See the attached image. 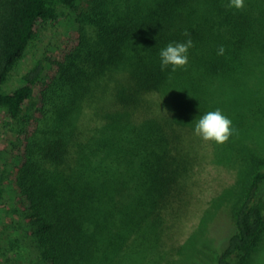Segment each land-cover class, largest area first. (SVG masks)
<instances>
[{"label":"trees","instance_id":"trees-1","mask_svg":"<svg viewBox=\"0 0 264 264\" xmlns=\"http://www.w3.org/2000/svg\"><path fill=\"white\" fill-rule=\"evenodd\" d=\"M80 1L0 0V107L24 204L17 225L5 222L18 235L0 243V264H27L25 247L41 264L168 261L167 222L184 214L203 159L195 124L217 109L241 133L255 129L246 112L264 119V0L241 10L228 0H88L78 11ZM61 7L77 15L75 39L35 56L3 90ZM189 38L187 65L161 70L160 51ZM244 152L229 204L235 229L215 264H234L264 232V146Z\"/></svg>","mask_w":264,"mask_h":264},{"label":"rangeland","instance_id":"rangeland-1","mask_svg":"<svg viewBox=\"0 0 264 264\" xmlns=\"http://www.w3.org/2000/svg\"><path fill=\"white\" fill-rule=\"evenodd\" d=\"M87 7L88 0H81L78 11L87 10ZM76 16L68 8L61 7L56 20L42 23L2 89L9 90L21 83V74L32 65L35 56L43 52L60 53L69 45L75 39L74 30L71 29L76 27L73 21ZM35 100L34 98L33 102ZM246 113L250 115L247 123L251 126L255 124V129L250 133H241L236 127L231 130L229 139L223 144L201 140L203 159L194 167L197 181L194 196L178 220L177 216L168 220L169 237L165 246L166 249L171 246L174 250L169 260H162L160 264H215L216 251L226 244L228 236L234 231L229 204L232 193L239 188V175L243 172L246 161L244 147H253L257 143L264 146V119L256 121L249 112ZM10 121L12 120L6 110L0 107V156L3 174L0 185L4 190L0 198V243L6 239L13 240L18 235L17 231L5 228V222L17 225L20 220L19 210L24 205L10 179L14 160L9 150L16 136L10 128ZM261 190L264 210V186ZM25 248L21 252L24 261L27 264H41L39 257L28 247ZM9 255L11 254H7L8 257ZM4 259L5 256L0 253V261ZM232 260L234 264H264V232L246 255H233ZM12 263L14 264L13 261L8 262Z\"/></svg>","mask_w":264,"mask_h":264},{"label":"clouds","instance_id":"clouds-1","mask_svg":"<svg viewBox=\"0 0 264 264\" xmlns=\"http://www.w3.org/2000/svg\"><path fill=\"white\" fill-rule=\"evenodd\" d=\"M229 9L241 10L244 7V0H228ZM188 35V33H185ZM193 46L189 38L184 43H169L159 53L161 70L169 69L175 72L188 63V50ZM224 48L218 49L217 55H223ZM194 135L205 142L223 144L231 135V120L221 113L220 110L210 111L204 114L194 127Z\"/></svg>","mask_w":264,"mask_h":264}]
</instances>
